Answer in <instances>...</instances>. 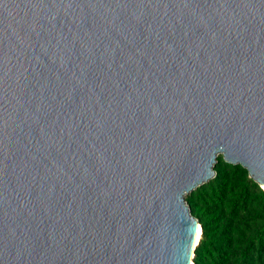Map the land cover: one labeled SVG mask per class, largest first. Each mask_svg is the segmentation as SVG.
<instances>
[{
  "label": "water",
  "instance_id": "95a60500",
  "mask_svg": "<svg viewBox=\"0 0 264 264\" xmlns=\"http://www.w3.org/2000/svg\"><path fill=\"white\" fill-rule=\"evenodd\" d=\"M222 155L264 185V0H0V264H192Z\"/></svg>",
  "mask_w": 264,
  "mask_h": 264
},
{
  "label": "rangeland",
  "instance_id": "374dc122",
  "mask_svg": "<svg viewBox=\"0 0 264 264\" xmlns=\"http://www.w3.org/2000/svg\"><path fill=\"white\" fill-rule=\"evenodd\" d=\"M225 164L232 165L227 163L222 155L215 167V178L189 194L186 200L193 215L199 220L202 230L204 225L212 228L213 238L230 240L231 250L239 251L242 247L240 241L255 235L264 225V201L258 189L243 192L242 187L250 183L252 178L240 165L237 167L244 168L248 175L242 172L233 174L231 188L222 194L216 178L221 171H226ZM236 202L238 204L233 211ZM262 262L264 263V260Z\"/></svg>",
  "mask_w": 264,
  "mask_h": 264
},
{
  "label": "trees",
  "instance_id": "16d2710c",
  "mask_svg": "<svg viewBox=\"0 0 264 264\" xmlns=\"http://www.w3.org/2000/svg\"><path fill=\"white\" fill-rule=\"evenodd\" d=\"M224 166L226 171H221L216 178V183L218 182L222 194L227 193L231 188L232 185L230 183L234 177L233 174L242 172L244 175H248V172L242 167L227 164ZM242 188L244 193H247L251 189L260 190L262 200L264 201V190L254 180L250 179V183L244 185ZM237 204L238 202L235 203L233 211L236 210ZM212 236V228H207L204 225L203 235L195 252L194 264H264L262 262L264 260V225L255 235L243 238L240 241L242 247L239 251L235 249L231 250L232 246L230 243L232 241L217 239Z\"/></svg>",
  "mask_w": 264,
  "mask_h": 264
},
{
  "label": "bare ground",
  "instance_id": "6f19581e",
  "mask_svg": "<svg viewBox=\"0 0 264 264\" xmlns=\"http://www.w3.org/2000/svg\"><path fill=\"white\" fill-rule=\"evenodd\" d=\"M262 187V189L264 190V185H260ZM202 228L199 229V233H198V238H197V242H196V245L200 242L201 238H202ZM194 264V262L192 263Z\"/></svg>",
  "mask_w": 264,
  "mask_h": 264
}]
</instances>
